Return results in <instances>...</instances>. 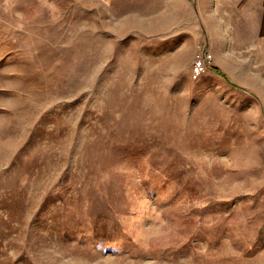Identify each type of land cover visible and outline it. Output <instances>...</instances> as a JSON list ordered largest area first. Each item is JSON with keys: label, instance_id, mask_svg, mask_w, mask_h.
Segmentation results:
<instances>
[{"label": "rangeland", "instance_id": "rangeland-1", "mask_svg": "<svg viewBox=\"0 0 264 264\" xmlns=\"http://www.w3.org/2000/svg\"><path fill=\"white\" fill-rule=\"evenodd\" d=\"M207 18L0 0V264H264V39Z\"/></svg>", "mask_w": 264, "mask_h": 264}, {"label": "crops", "instance_id": "crops-1", "mask_svg": "<svg viewBox=\"0 0 264 264\" xmlns=\"http://www.w3.org/2000/svg\"><path fill=\"white\" fill-rule=\"evenodd\" d=\"M203 19L214 29L225 33L220 39L235 38L233 34L249 31L264 39V0H198ZM213 34V33H212ZM257 37V36H256ZM211 39H215L214 35Z\"/></svg>", "mask_w": 264, "mask_h": 264}, {"label": "built area", "instance_id": "built-area-1", "mask_svg": "<svg viewBox=\"0 0 264 264\" xmlns=\"http://www.w3.org/2000/svg\"><path fill=\"white\" fill-rule=\"evenodd\" d=\"M213 60V53L206 48L196 59L194 71L196 75L203 74L209 68V62Z\"/></svg>", "mask_w": 264, "mask_h": 264}]
</instances>
